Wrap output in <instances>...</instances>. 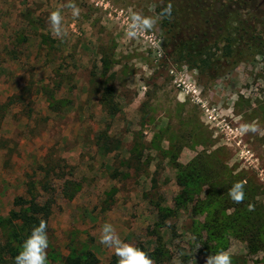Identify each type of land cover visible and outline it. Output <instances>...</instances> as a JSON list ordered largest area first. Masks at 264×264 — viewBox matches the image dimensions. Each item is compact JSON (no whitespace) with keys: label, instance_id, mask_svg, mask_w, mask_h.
I'll list each match as a JSON object with an SVG mask.
<instances>
[{"label":"rangeland","instance_id":"rangeland-1","mask_svg":"<svg viewBox=\"0 0 264 264\" xmlns=\"http://www.w3.org/2000/svg\"><path fill=\"white\" fill-rule=\"evenodd\" d=\"M246 1L264 16V0ZM159 3L0 0V242L38 201L51 206L49 264L71 250L119 264L99 243L106 223L160 250L156 264H206L220 250L232 264H264L236 214L252 205L264 217V61L200 83L166 58ZM57 9L62 37L48 22ZM137 13L158 23L128 38ZM237 181L241 206L227 194Z\"/></svg>","mask_w":264,"mask_h":264},{"label":"trees","instance_id":"trees-1","mask_svg":"<svg viewBox=\"0 0 264 264\" xmlns=\"http://www.w3.org/2000/svg\"><path fill=\"white\" fill-rule=\"evenodd\" d=\"M169 2L173 5L172 17L163 18L162 21L166 58L197 71L200 83L205 79L213 81L227 76L240 64L254 61L258 57L264 61V16L256 17L259 5L246 0H160L159 13ZM247 15L249 19L245 18ZM202 173L198 168L191 171V175ZM186 196L185 193L183 199ZM242 204L244 202L236 206ZM236 214L237 221L241 220L245 227L248 226L243 227L244 233L251 226L248 230L249 240L253 243L250 248L264 247V217L261 208L256 206L253 210L243 209L241 212L237 209ZM14 216L19 221L11 223L9 239L0 242V264H15V257L23 242L41 219L48 222V235L50 233L49 204L41 206L38 201H32L28 209L15 212ZM214 232L218 234L221 230L216 227ZM209 243L204 245L207 249L217 250L220 247ZM138 247L146 250L142 245ZM160 252L157 250L150 253L152 259L155 254L160 255ZM95 261L96 258L90 254L82 259V256L71 250L63 263L96 264Z\"/></svg>","mask_w":264,"mask_h":264},{"label":"clouds","instance_id":"clouds-1","mask_svg":"<svg viewBox=\"0 0 264 264\" xmlns=\"http://www.w3.org/2000/svg\"><path fill=\"white\" fill-rule=\"evenodd\" d=\"M72 8V15L78 17L80 9L74 5L69 4ZM173 5L169 2L160 12L161 18L170 19L172 17ZM63 16L59 9L52 11L48 17L50 32L53 37H62L66 35V29L63 25ZM158 21L150 16H142L140 14H133L132 22L128 25L126 36L128 38H135L146 30H152L157 25ZM256 132L259 129L255 124L241 125L240 131ZM245 185L246 181H237L231 188L228 189V196L234 203L240 204L245 199ZM249 210H253L252 205H249ZM48 222L44 219L39 221V224L32 228L31 234L23 242L21 250L15 257V264H49L48 261ZM99 243L115 249V255L118 257L119 264H156L152 259L151 254L135 246L132 243L124 242L120 239L116 229L112 224L106 223L103 226L102 234ZM206 264H232V256L227 250H220L215 254H210L206 258Z\"/></svg>","mask_w":264,"mask_h":264}]
</instances>
